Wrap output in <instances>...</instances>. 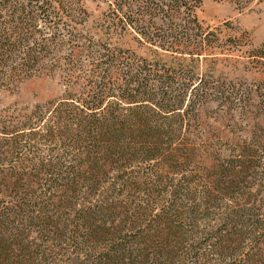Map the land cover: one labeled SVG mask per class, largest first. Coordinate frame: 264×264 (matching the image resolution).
<instances>
[{"label":"trees","instance_id":"obj_1","mask_svg":"<svg viewBox=\"0 0 264 264\" xmlns=\"http://www.w3.org/2000/svg\"><path fill=\"white\" fill-rule=\"evenodd\" d=\"M229 1L244 8L253 0ZM202 2L107 0L105 18L108 23L104 33L109 37L130 28L139 35V40L158 50L202 55L223 47L217 32L205 28L198 19L197 9ZM87 16L81 0H0V91L43 70L63 72L68 88H80L37 104L29 114L32 117L27 123L31 124L5 125L1 133L6 135L7 145L15 149L16 154L25 150L37 153L42 145L52 154L50 157L42 155L37 167L34 165L37 173L29 185L16 192L22 193L18 194V199H23L19 204L32 203L23 208L24 212L37 211L33 203L41 193L37 187L48 185L53 189L49 193L63 195L68 202L69 216L73 215L68 224H59L48 216V224L57 227L56 233L62 235L71 231L75 245L93 247L102 242L108 248L97 252L102 264H136V258H142L146 264L153 258L149 253H142L141 241L147 234H153L150 230L158 228L150 226L148 230L140 228L138 231L133 225L131 230L135 231L129 232L128 227L123 229L115 221L109 225L105 217L117 207L115 203L119 205L122 200L117 199L133 191L130 196L148 205L142 204L144 208L137 205L139 212H147L157 225L169 223L167 227L172 230L176 220L186 217L182 215L185 207L192 210L188 217L196 220L206 202L209 206L211 197L222 193L221 190L226 191L223 184L241 182L242 188L248 189L245 182L257 170L264 174V142L245 141L237 147L236 154L229 157L219 154L218 163L207 168L213 180L204 187L200 182H193L192 190L189 182L195 174H190V168L198 146L192 140L189 123L198 118L196 107L201 103V96L196 91L197 86L183 85L177 89L172 68L165 67L164 73H153L156 67L146 58L137 59L133 50L111 47L109 42L96 40L91 34L83 35L77 25ZM233 40L230 38L229 42ZM251 52L264 59V43ZM260 95L264 100V94ZM137 160L156 168L157 172L150 169L143 180L126 173L128 164ZM115 167L119 170L114 177ZM166 168L177 169L171 183H166L163 173L159 172ZM28 177L27 173L20 172L14 179L19 182ZM160 185L164 190H158ZM32 194L36 198H32ZM155 195L164 197L160 198L164 203L158 208L159 212L154 208L156 200L152 203ZM263 198L259 199L262 202L255 206L256 210L242 205L233 207L225 217L219 218L221 221L213 234L204 242L193 238L189 251L193 264H204L207 252L218 251L223 255L228 249L241 247V243H236L242 234L252 237L253 245L261 250L264 247ZM25 199L27 202L23 203ZM38 209L46 212L42 206ZM52 209L57 211L55 207ZM12 210L7 208L9 214ZM3 218L0 215V264H12L15 260L12 258H16L12 256L16 242L7 238ZM60 225L63 227L59 228ZM242 253L239 259L246 260L244 264L257 263L249 257L251 250ZM180 257V253L172 256L169 262L181 261ZM17 258L16 264H24V257ZM88 259H92L91 254ZM221 261L216 264H226L224 258ZM164 263L167 264L165 260Z\"/></svg>","mask_w":264,"mask_h":264},{"label":"rangeland","instance_id":"obj_2","mask_svg":"<svg viewBox=\"0 0 264 264\" xmlns=\"http://www.w3.org/2000/svg\"><path fill=\"white\" fill-rule=\"evenodd\" d=\"M81 3L86 8L88 16L77 25L80 33L91 34L96 40L109 42L111 47L122 46L133 50L137 59L146 58L153 67H156L153 73H164L165 67L172 68L175 71L173 77L176 76L173 83L177 89L183 85L197 86L196 91L201 96V103L196 107L198 118L190 120L189 123L192 140L198 146V153L190 168L192 172L190 174H195L191 183L189 182L192 190L195 187L193 182L197 181V184L200 182L204 187L213 180V175L208 176L207 168H212L218 163L219 154L225 157L236 154L237 147L245 141L264 142V100L260 95L264 94V59L251 52L253 48L264 43V0H253L244 8H238L229 0H203L197 9L198 19L205 28L217 32L223 47H216L215 50L206 51L202 55L172 54L158 50L139 40V35L130 28L123 34H111L108 37L104 33L108 23L105 18L107 0H81ZM230 38L234 39L233 42H229ZM62 73L43 70L16 83L17 85L4 87L0 91V215L5 217L2 220L7 224L5 227L8 232L7 238L16 242L15 253H12L16 258H12L15 259L12 264H16L17 256L20 255L24 257L22 260L24 264H92V262L102 264L98 253L108 249L102 242L100 246L93 247L75 245L76 243L72 241L75 237H72L71 231L67 230L62 235L55 232L57 227L48 224L49 215L59 224L71 223L73 215L69 216L68 202L63 195L49 193L53 189H49L48 185L37 187L38 192H41L37 198L32 194V198H36V202L34 200L33 203L37 211L34 213L23 211L25 206L32 203L19 204L23 199H18V194H22L19 193L23 190L21 188L28 186L31 178L37 173L36 167L43 159L42 155L50 157L52 154L46 145L39 146L41 149L37 153L25 150L16 154L15 149L7 145L8 138L1 133V128L12 123L18 124L19 127L27 126L32 123H27L31 116L29 114L37 104L57 99L66 91H79V87H67ZM223 93L225 95H222ZM32 121L35 122L34 119ZM150 169L156 170L137 160L128 164L126 173L143 180ZM167 169L169 168L161 169L159 172L163 173L162 177L166 183H171L173 177L177 176L175 173L177 169ZM118 170L115 167L114 177L118 175ZM185 170L189 171L186 168ZM260 171L257 170L245 182L248 189H243L241 182L223 184L222 188L226 191L221 190L222 193L217 192L211 197L209 206L206 202V208L203 207L197 213L194 218L196 220L188 217L192 210L185 207L182 215L186 214V217L181 221L176 220L172 224V230L167 227L169 223L157 225L151 216L146 215L147 212L146 214L142 213L143 211L139 212L137 205L144 204L145 207L148 205L141 204L142 200L130 196L133 191L129 192L128 196L117 199L122 200L119 205L118 202L115 203L117 207H113L105 218L110 222L109 225L115 221L117 222L115 224L123 229L128 227L129 232L135 231L131 230L133 225L138 231L140 228L148 230L150 226L158 228L150 230L153 234H147L142 238V253H149L153 258L152 262L146 264H165L164 260L167 264H193L189 255L193 238L197 240L196 242H204L213 234V229L221 221L219 218L225 217L233 207L242 205L244 208L254 207L256 210L255 206L262 202L260 200L264 196V174L259 173ZM20 172L27 173L29 177L15 182L14 178L18 177ZM160 186L158 190H164L163 185ZM18 189L19 192L16 193ZM160 198L164 197L155 195L152 198V203L156 200L153 203L156 212H159L158 208L164 203V199ZM82 201L89 203L85 199ZM22 202L26 203L27 200ZM40 206L46 212L39 210ZM7 208H13L10 214ZM17 208H20L18 213ZM139 213L142 215L138 216ZM132 217L135 221L131 220ZM61 227L63 226L60 225L59 228ZM238 238L236 245L241 243L242 249L233 247L223 255L218 251L207 252L208 256L203 263L216 264L224 258L226 264H244L246 260L242 262L239 259L243 250L244 252L251 250L252 254L249 257L257 262L251 264L264 262V247L257 250L252 237L248 234H242ZM179 253L181 261L170 263V257ZM88 254L92 255V259H88ZM141 259L136 258L135 263L145 264Z\"/></svg>","mask_w":264,"mask_h":264}]
</instances>
